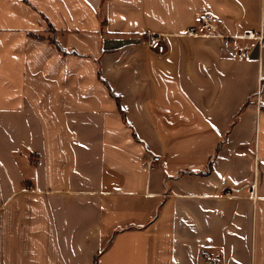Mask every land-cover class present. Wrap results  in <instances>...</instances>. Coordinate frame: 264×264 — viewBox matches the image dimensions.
I'll list each match as a JSON object with an SVG mask.
<instances>
[{"label": "crops", "instance_id": "crops-1", "mask_svg": "<svg viewBox=\"0 0 264 264\" xmlns=\"http://www.w3.org/2000/svg\"><path fill=\"white\" fill-rule=\"evenodd\" d=\"M199 13L264 37V0H0V264H264V46Z\"/></svg>", "mask_w": 264, "mask_h": 264}, {"label": "built area", "instance_id": "built-area-1", "mask_svg": "<svg viewBox=\"0 0 264 264\" xmlns=\"http://www.w3.org/2000/svg\"><path fill=\"white\" fill-rule=\"evenodd\" d=\"M194 25L188 27L186 34L189 36H208L219 38L222 45L225 47H232L235 50V56L238 59H242L248 56L249 51L245 48L243 42L245 40H255L260 47L264 46V37L260 34H256L253 31H245L239 34L230 33L226 30L224 21L222 18L209 14L199 13L193 18ZM145 43L150 48L156 50L158 53L164 51V44L158 35L149 34ZM147 161L145 165L147 167H153L159 162V157L156 155H147ZM254 186L249 188L250 196H254Z\"/></svg>", "mask_w": 264, "mask_h": 264}]
</instances>
